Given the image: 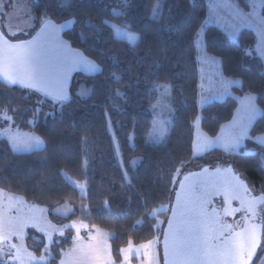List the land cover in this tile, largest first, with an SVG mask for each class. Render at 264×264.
<instances>
[{
	"label": "trees",
	"instance_id": "obj_1",
	"mask_svg": "<svg viewBox=\"0 0 264 264\" xmlns=\"http://www.w3.org/2000/svg\"><path fill=\"white\" fill-rule=\"evenodd\" d=\"M237 1L247 9V0ZM155 2L127 0L122 5V0H68L60 5L58 0H34L35 24L22 38L31 37L44 19L61 24L75 18L78 22L63 31V38L103 72L76 73L70 100L63 103L0 80V111H7L15 125L36 133L44 142L40 150L17 153L8 141L0 140V188L44 206L50 219L61 225L82 221L112 232L111 253L118 264L121 248L160 236L152 213L171 200L178 168L226 157L217 149L193 157L194 122L199 113L196 38L207 17L206 0H164L159 19L152 18ZM0 17L3 20V14ZM112 24L128 25L139 36L135 45L115 38ZM205 44L220 59L226 76L242 80V86L233 91L239 96L253 93L264 112V62L255 51L254 32L242 30L232 40L221 29L209 26ZM112 73L119 76L118 81ZM159 84L172 87L176 114L166 142L152 144L147 137ZM82 85L90 94L80 95ZM117 89L122 95H116ZM236 107L233 97L206 104L201 109L202 129L215 137ZM261 132L264 115L256 119L250 135ZM263 153L264 146L249 140L231 158L254 186L264 190ZM70 179L86 184V197ZM65 204L72 207L71 212L56 213ZM28 232V248L42 255L44 235ZM73 236L69 229L66 238L55 239L48 264H59Z\"/></svg>",
	"mask_w": 264,
	"mask_h": 264
},
{
	"label": "rangeland",
	"instance_id": "obj_2",
	"mask_svg": "<svg viewBox=\"0 0 264 264\" xmlns=\"http://www.w3.org/2000/svg\"><path fill=\"white\" fill-rule=\"evenodd\" d=\"M4 1L5 4L0 3V12H2V14L4 13L3 17L5 19V26L7 30L12 34L23 33L22 37L30 33L35 24L34 15L32 12V3L34 0ZM253 2L256 4L255 10L252 6ZM163 3L164 0H161V7L163 6ZM206 5L207 17L200 26L196 38L197 59L199 64V113L194 122L195 132L193 141V157H202L208 152L216 149L223 152L226 157L219 161H209L196 165L181 166L174 174V190L175 187L181 182L183 177L191 172L209 166L210 168L219 169L221 171H225L230 168L233 169L247 181L254 193L264 194V190L254 186L253 183L247 178L245 173L239 167H237L231 158L232 155L240 154L241 149L244 147H241L238 151H231L227 150L222 142L232 133L234 126L233 122L239 116L240 111L243 108V98L248 93L239 96L233 91L234 88H240L242 86V80L240 78L226 76L223 73L220 59L209 53L205 44V33L207 27L209 26H215L221 29L232 40H236L242 30L249 29L253 31L256 36V44L254 47L255 51L264 62V27L258 24L255 16L250 15L255 11L258 16L264 17V0H247V9L239 5L237 0H206ZM5 6L8 7L9 11L5 8ZM44 20L41 22L40 27L42 26ZM249 20L252 21L251 24L248 23ZM83 74L85 75V73ZM236 80H239L241 83H226ZM80 88L81 90L86 89L84 85H82ZM225 88L227 89L226 91ZM155 90L157 92V99L151 107L153 124L147 137V141L152 144H164L176 114V100L173 89L170 85H168V92L166 95H162L163 89L157 90L155 87ZM228 97H233L237 101V107L235 109L234 115L232 119L222 124L218 134L215 137H212L208 135L201 127V109L208 103L222 102ZM57 102L63 103L60 101ZM257 106L259 107L258 104ZM259 116L260 115H258L257 118ZM9 117L10 119H8ZM14 122L15 121L7 113V111H0V140L3 139L8 141L12 149L17 153H29L40 150L44 147V142L39 135L31 131L21 130L17 125H15ZM160 127L165 128L166 132L162 140H157V130ZM110 131L113 133L111 128ZM33 136L40 137L41 143L38 147H33L26 150H16L13 148V144L10 139L11 137H16L19 140H27ZM205 137L209 138L211 143L203 150H199L198 146L204 141ZM249 140L255 142L256 144L262 145L256 140L245 138L243 142L244 146ZM261 157L264 160V153L261 155ZM70 183L79 189L80 195L82 197H86L85 183L82 185L72 179H70ZM170 202L171 200L169 203L160 206L152 213V215L157 219V227L160 228L161 231L160 236L156 237V240L152 241L151 243L148 242L140 245L131 243L132 251L121 253L122 262L120 264H163L161 248L162 229L168 216ZM262 208H264V206ZM71 210L72 207L69 204H65L60 206L56 210V213L59 215H67L69 212H71ZM261 212L264 223V211ZM0 216H2L4 220V235L9 236V239L3 241V243H0V249H3V251L0 252V262L3 264H48L50 258L52 257V244L56 238H66L67 230L69 229H72L74 233L73 244L63 253L59 264H62V262L63 264H81V262L85 260L86 255L87 264H94L93 257L97 250L109 257L111 261L115 262L111 253L110 245V237L112 236V232L97 226H90L82 221H73L71 223L61 225L58 222H54L50 219L47 208L44 206L28 202L22 196L4 191L1 188ZM25 224L27 226L22 227V225ZM73 224L79 228V232H77V227H71ZM29 230H36L37 232L44 235L45 247L43 248L42 255H37L28 248L26 244V237L29 233ZM12 231L18 232L19 235H10V232ZM61 233L63 234L61 235ZM49 235H51V241L49 240ZM11 245H16V248H12ZM128 248L129 246L124 249ZM263 248L264 235L258 255L259 259L257 263L255 262V264L264 263V255L261 256ZM17 249H19V259H10V256L17 255ZM89 249H91V251ZM29 254H31V256H29ZM42 256L46 259L40 260V257ZM125 256L128 257L127 260H125ZM115 264L118 263L115 262Z\"/></svg>",
	"mask_w": 264,
	"mask_h": 264
},
{
	"label": "snow or ice",
	"instance_id": "obj_3",
	"mask_svg": "<svg viewBox=\"0 0 264 264\" xmlns=\"http://www.w3.org/2000/svg\"><path fill=\"white\" fill-rule=\"evenodd\" d=\"M60 5L68 3V0H58ZM127 0H122V5H126ZM253 9L255 10L256 4L253 2ZM161 10V0H156L153 11L152 18L159 19ZM114 12L120 14L117 9H113ZM255 16L256 21L262 27H264V17L258 16L255 11L250 14ZM78 21L72 18L66 21L64 24H52L51 21L45 23L46 29L52 34H58L60 29L66 27L69 24H75ZM249 24L252 23L251 20L248 21ZM94 27V26H93ZM110 27L114 31L115 38L121 41H127L129 44L135 45L139 36L129 30L128 25H116L112 24ZM4 40V35L0 32V41ZM10 50H15V55L9 57L7 67L0 64V75L4 77L6 81L10 84H21L24 87L33 88L37 91H46L47 83L43 72V67L41 63V50L39 48H33L29 43H21L16 45H9ZM206 55V54H205ZM74 64L81 65L89 73H102L103 69L97 63L93 61L84 60L80 58L74 61ZM17 65L21 66L24 71L23 73H18L16 71ZM113 78L117 81L119 76L116 73H112ZM226 83H241L239 80L230 81ZM157 90L163 89L162 95H166L168 92V85H156ZM227 89L225 88V91ZM90 90L82 89L80 95H88ZM116 95L120 96L119 89L116 90ZM56 99L60 102L68 99L67 94L62 88L56 91ZM256 96L253 93H248L243 98V108L240 111L239 116L233 122V131L227 139H224L223 145L227 150L238 151L241 147H244V139H253L264 145V132L259 133L256 136H251L250 131L252 129L253 123L258 115H264V112L256 104ZM10 119V117L8 118ZM166 129L160 127L157 130V140H162L165 136ZM13 144V148L16 150H26L33 147H38L41 143L40 137L33 136L27 140H19L16 137L10 138ZM220 139V138H217ZM211 140L205 137L204 141L198 146L199 150H203L208 147ZM231 172V169L226 170ZM236 181L234 186H230L228 191L236 192L242 189L245 193L249 190L243 181H240L238 177H233ZM83 187V186H81ZM183 188V184L181 185ZM234 199H240L241 207L236 209H225L224 215L231 216L235 215L236 212L244 211L245 216L243 217V226L237 231L232 224L222 222L220 214L213 209L209 213L204 208V203L202 201L200 206L195 210L194 217L190 221L191 226L187 229L182 227L184 221L178 222V226L173 230V242H172V264H249L253 255L255 254L256 248L260 246V225L250 223L249 221L257 216V205H264V197L251 198L247 201L242 199L238 195H233ZM179 202V195H178ZM264 211V208L261 209ZM27 225H22L26 227ZM71 227H77L75 224ZM169 228L173 229L172 220L169 221ZM99 231V230H98ZM77 232L79 228L77 227ZM63 233H61L62 235ZM10 235H19L18 232L12 231ZM9 239V236L4 235V220L0 216V243ZM94 239V238H93ZM49 240L51 241V235H49ZM218 241V243H216ZM151 243V242H149ZM12 248H16V245H11ZM91 251V249H89ZM3 249H0L2 252ZM132 251L131 242L129 243V248H121L120 252H130ZM169 251V241L166 236L165 238V256L167 260ZM31 256V254H29ZM12 260L19 259V249H17L16 256L9 257ZM34 258V257H33ZM45 257H40V260H45ZM94 264H115L111 261L109 257L96 251L93 257ZM128 257L125 256V260ZM63 264V262H62ZM81 264H87V255L85 260Z\"/></svg>",
	"mask_w": 264,
	"mask_h": 264
},
{
	"label": "crops",
	"instance_id": "obj_4",
	"mask_svg": "<svg viewBox=\"0 0 264 264\" xmlns=\"http://www.w3.org/2000/svg\"><path fill=\"white\" fill-rule=\"evenodd\" d=\"M0 3L5 4V1L0 0ZM5 8L9 11L7 6H5ZM1 15L2 12H0V16ZM47 21H51L52 24L59 25L51 19H45L42 23V26L31 37L23 39V33L12 34L11 32H9L5 26V19L3 18L2 20V18L0 17V32H2L4 35V40L0 41V64H3L4 67H7L9 57L15 55V50H10L9 45H16L21 43L27 44L30 42L31 47L39 48L42 53L41 63L47 83L46 91H37L33 88L24 87L19 83L10 84L4 79L2 75H0V80L11 86H18L21 88L39 92L43 96L50 98L56 102L58 101L56 99V91L62 88L68 97V99L63 101L66 102L70 99V85L72 77L75 73L81 72L85 73V75H94L93 73L87 72L81 65L74 64V61L80 58L88 61L93 60L85 56L81 51L73 48L71 44L62 37V32L71 28L73 24H69L66 27L61 28L58 34H52L45 27V23ZM65 22L61 24H64ZM16 71L22 74L24 69L21 66L17 65ZM155 240L156 238L152 241Z\"/></svg>",
	"mask_w": 264,
	"mask_h": 264
},
{
	"label": "water",
	"instance_id": "obj_5",
	"mask_svg": "<svg viewBox=\"0 0 264 264\" xmlns=\"http://www.w3.org/2000/svg\"><path fill=\"white\" fill-rule=\"evenodd\" d=\"M234 176L238 177L240 181H243L249 190L247 181L239 173H236L233 169H231V172H228L226 170L221 171L219 169H214V168H210L209 166H206L200 169L199 171L190 173L189 175H187V177L184 178L182 183L183 188L181 187L182 185L181 184L174 196L171 213L169 215L166 227L164 228L161 238L163 264H172L173 261L172 251H171L172 242H173L172 234H173V230L176 229V227L178 226V222L184 221L182 227H184L185 229L189 228L191 226L190 221L194 217L195 210L200 206L202 201H206L204 203V208L209 213L213 211L208 208V202L206 200L207 196L216 195L218 197L224 198L225 207L223 209V212H218L219 214H223V215H224V210L226 208L230 210L233 208L235 200L241 203L240 199L232 198L233 195H238L245 201L253 197L255 198L264 197V194H260L250 198L248 197V192L245 193L242 189L236 192L228 191L230 186H234L236 184V181L233 178ZM197 187L202 189L203 194L200 195L196 193L195 188ZM178 195H179V202H178ZM259 206L260 205H257V210ZM170 220H172L173 222V229L169 228ZM166 236L169 241V251H168L167 260L165 256ZM249 264H251V262Z\"/></svg>",
	"mask_w": 264,
	"mask_h": 264
},
{
	"label": "flooded vegetation",
	"instance_id": "obj_6",
	"mask_svg": "<svg viewBox=\"0 0 264 264\" xmlns=\"http://www.w3.org/2000/svg\"><path fill=\"white\" fill-rule=\"evenodd\" d=\"M197 171H199V170H197ZM185 177H187V175ZM185 177H183L181 182L175 187V190L173 192V196H172V199H171V202H170V209H169V212H168V216L166 218L164 227L162 229V234H163L164 228L166 227L169 215L171 213V209H172V206H173V199H174V196L176 194V191L179 188V186L183 183V180H184ZM248 187H249L248 197L251 198L253 196L260 195L259 193H254L252 191V189L250 188L249 184H248ZM195 191H196V193H198L200 195L203 194L202 189H200L199 187L195 188ZM206 200L208 202V208L210 210L215 209L217 212H223V209L225 207V202H224V198L223 197H218L216 195H212V196H207ZM240 204L241 203L239 201L235 200L234 201V206H233L232 209L240 208L241 207ZM263 206L264 205H260L259 206V208L257 210V216L254 219L249 221L250 223H254V224L260 225V236H261L260 246L256 248L255 254L253 255L251 261H249V263L251 262V264H255V262L257 263V261L259 259L258 255H259L260 247H261L262 240H263L264 223H263V217H262V212H261V209H262ZM220 216H221L222 222L228 223V224H232L233 227L238 231L239 228L243 226V223H244L243 217L245 216V212L244 211H239V212H236L235 215H231V216H225L223 214H220ZM216 242H218V241H216Z\"/></svg>",
	"mask_w": 264,
	"mask_h": 264
}]
</instances>
